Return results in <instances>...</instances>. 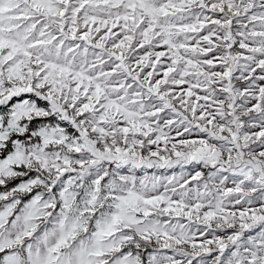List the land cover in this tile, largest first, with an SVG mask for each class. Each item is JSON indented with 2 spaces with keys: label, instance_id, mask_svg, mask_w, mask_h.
I'll return each instance as SVG.
<instances>
[{
  "label": "snow or ice",
  "instance_id": "1",
  "mask_svg": "<svg viewBox=\"0 0 264 264\" xmlns=\"http://www.w3.org/2000/svg\"><path fill=\"white\" fill-rule=\"evenodd\" d=\"M0 264H264V0H0Z\"/></svg>",
  "mask_w": 264,
  "mask_h": 264
}]
</instances>
